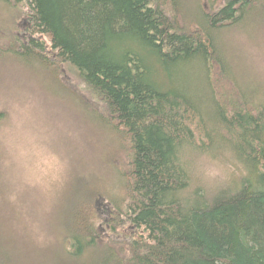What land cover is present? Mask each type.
I'll use <instances>...</instances> for the list:
<instances>
[{
	"label": "trees",
	"instance_id": "obj_1",
	"mask_svg": "<svg viewBox=\"0 0 264 264\" xmlns=\"http://www.w3.org/2000/svg\"><path fill=\"white\" fill-rule=\"evenodd\" d=\"M1 2L18 13L0 54L77 93L110 139L73 181L45 264H264V92L221 43L264 0ZM212 156L236 180L194 183L191 157ZM13 252L0 240V264Z\"/></svg>",
	"mask_w": 264,
	"mask_h": 264
},
{
	"label": "rangeland",
	"instance_id": "obj_2",
	"mask_svg": "<svg viewBox=\"0 0 264 264\" xmlns=\"http://www.w3.org/2000/svg\"><path fill=\"white\" fill-rule=\"evenodd\" d=\"M1 1L0 26H7L5 18L18 11ZM256 16L221 43L242 79L264 92V10ZM0 56V112L9 116L0 123V240L14 246L18 264H45L73 181L100 168L110 139L77 93L11 50ZM191 158L194 183L202 188L237 178L234 162Z\"/></svg>",
	"mask_w": 264,
	"mask_h": 264
},
{
	"label": "bare ground",
	"instance_id": "obj_3",
	"mask_svg": "<svg viewBox=\"0 0 264 264\" xmlns=\"http://www.w3.org/2000/svg\"><path fill=\"white\" fill-rule=\"evenodd\" d=\"M236 182V181H235Z\"/></svg>",
	"mask_w": 264,
	"mask_h": 264
}]
</instances>
